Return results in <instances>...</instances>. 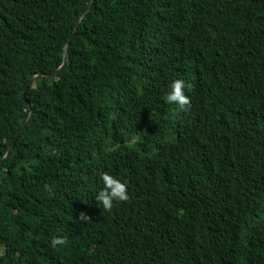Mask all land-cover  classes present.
<instances>
[{
	"label": "trees",
	"instance_id": "obj_1",
	"mask_svg": "<svg viewBox=\"0 0 264 264\" xmlns=\"http://www.w3.org/2000/svg\"><path fill=\"white\" fill-rule=\"evenodd\" d=\"M0 264H264V0H0Z\"/></svg>",
	"mask_w": 264,
	"mask_h": 264
},
{
	"label": "clouds",
	"instance_id": "obj_2",
	"mask_svg": "<svg viewBox=\"0 0 264 264\" xmlns=\"http://www.w3.org/2000/svg\"><path fill=\"white\" fill-rule=\"evenodd\" d=\"M190 87L191 84L184 79H174L162 96L163 102L173 105L176 110L185 109L189 105V97L185 93ZM99 180L102 186L92 194L97 205L105 210H110L114 202L128 200L127 182L121 177L110 172H100ZM87 218L84 215L83 219ZM65 242L62 236H53L50 240V246L55 248L58 245H64Z\"/></svg>",
	"mask_w": 264,
	"mask_h": 264
},
{
	"label": "water",
	"instance_id": "obj_3",
	"mask_svg": "<svg viewBox=\"0 0 264 264\" xmlns=\"http://www.w3.org/2000/svg\"><path fill=\"white\" fill-rule=\"evenodd\" d=\"M92 1H93V0H92ZM91 3H92V2H91ZM90 6H91V4H90ZM90 6L88 7V9L90 8ZM78 25H79V23L77 24L76 29H77ZM76 29H75V31H76ZM74 33H75V32H74ZM74 33L72 34L71 37H73ZM66 61H67V49H66V47H64L63 60H62L61 65H60L56 70H54V71H52V72H50V73H39L38 75H39V76H42V77H52V76L56 75V73H57L59 70H61V69L65 66ZM31 79H32V78H31ZM31 79L28 81V83L26 84V86H25V88H24V90H23V93H22V96H21V99H22V100H24V94H25V91H26V89H27V87H28V84L30 83ZM25 124H26V122H24V123L22 124L21 129L16 133V135H15L13 141L11 142V144L9 145V147H8V149H7L6 155L8 154V152H9L11 146L13 145L14 141H15L16 138L18 137L19 133H20L21 130L24 128Z\"/></svg>",
	"mask_w": 264,
	"mask_h": 264
}]
</instances>
